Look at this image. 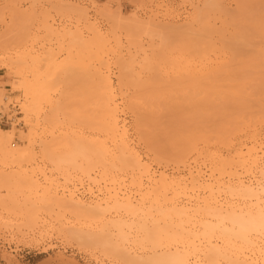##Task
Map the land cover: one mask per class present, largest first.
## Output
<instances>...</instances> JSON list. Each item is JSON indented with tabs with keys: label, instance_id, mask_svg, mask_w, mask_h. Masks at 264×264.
<instances>
[{
	"label": "bare ground",
	"instance_id": "bare-ground-1",
	"mask_svg": "<svg viewBox=\"0 0 264 264\" xmlns=\"http://www.w3.org/2000/svg\"><path fill=\"white\" fill-rule=\"evenodd\" d=\"M71 5L69 4V7H66L68 13L76 14V23L78 25L80 22L86 25H83L84 32L76 25V32L67 30L64 34H61L71 39L72 43L70 42L69 46L74 45L76 42V66H74V61H69V59V64L64 60V63L62 62L63 65L59 63L60 66H58L56 63L57 67L53 66L56 58L51 53L52 50L51 52L48 50V53L45 51L47 54L45 57H48L47 60L44 59V56H41L44 58H40L39 56H26L28 53L16 54V52L14 57L9 55L4 57V55H7L5 54L7 52H4L8 48L6 43L11 41H9V38H6L5 42L0 39V50L4 53L0 57V70H6L9 74L15 71L17 76L14 77L19 76L22 78L18 86L13 89L14 92L22 91L25 97V103H22L21 107L23 111L21 112L28 118L34 117H32L34 120L32 125L28 123V120H25L31 126L29 125V129L25 132L22 146L13 144L15 134L12 129L4 130L0 128V164L6 163L7 165L10 162L12 164L10 166H17L18 168L24 163L26 165L32 164L35 155L34 146L37 139H39L37 146H39L41 157L44 160L46 159L45 161L49 166L55 168V172L62 173V176L65 174L64 180L67 182H69L68 177L70 175L67 176L66 174L68 173L66 171L70 168L73 172L75 170L80 173L86 181L92 183L95 187L100 186V181L109 182V186L114 187L124 180L126 181L127 179H124V177L129 175L130 186L132 188H140V190L143 189L144 191L142 193L135 192L134 194L137 195L139 193L140 195V198L138 196L139 199H136L132 194H128L129 192L127 194L123 192V194L120 193V189L116 191L115 187L105 188L106 195L104 198L95 201L91 199L92 201L87 202L77 196L75 198L71 194L60 196L54 193L55 191L52 192L50 187L52 188L56 181L51 178V173L50 177H48L44 171L42 172L44 174L39 171V174L44 179V184H46V186H42L34 175L27 174V171H30L27 168V171H24V169L21 173L19 172L20 174L17 173L18 175L14 174V172L5 174L0 170L1 186L2 184L4 187V184L11 185V183H14L13 185H17V187L21 186V189L25 188L30 193L28 196L35 198L31 202L29 210L33 212L41 209L48 211L52 208L55 211L57 210V213H59L58 217H60V213L63 215L61 220L68 216V218H72L75 221L73 222L75 224L71 225V227L69 226V228L58 229L63 233L60 235H63L67 241L89 249H100L105 255L111 254L110 257L113 254L116 259H120L124 264H264V203H262L264 181L262 182L259 179L261 177L264 178V135L257 129V126L264 122V50L258 53L260 55L259 58H261L259 62L255 58L257 57L256 53L253 54L255 56L252 58V61L256 60L254 62L248 60L249 57L246 58L247 56L244 58L242 54V59L245 60H239L240 56L238 58L235 56L236 59L233 57V53L238 51L237 49L231 52V58H223L230 49L225 47L223 50L224 45L221 47L219 45L223 42L227 44V38L221 31L222 29L215 27L216 21L215 23L212 22L215 17L209 20L212 12L217 9L220 11L221 9L218 0H204L203 8L201 9L196 6L197 12L195 16L184 26L163 27L149 21L144 22L137 19L122 22L121 16L117 14L118 16H115L113 20L118 26H121V24L125 26V42L120 39V36L116 35L114 29L116 28L117 31L118 26L113 27L110 35L104 34L92 23L88 22L86 9L75 8V6L73 7L74 4L71 7ZM61 7L64 8L62 5ZM57 12L59 11L57 10ZM262 13L264 16V11ZM102 14L100 11V15ZM104 14L102 17L105 16L107 18V13L104 12ZM212 14L215 16L216 13ZM227 15L225 14V16ZM259 18L258 20L262 19ZM236 20L235 24L237 23ZM242 22H244V19ZM259 22L256 23L258 24L256 27L262 28H258V33H256V28L253 29L255 31L251 32L256 35L259 33L264 35V21L261 22L262 24ZM246 25H249V23H246ZM242 26L243 28L241 26L238 28V25L235 26L238 29H233L232 27V44H234V47H236V43V45H239L238 43L241 42L240 48L237 46L240 49L238 52H241L243 47H246L242 43L247 40L244 41V45L251 47H248V49L257 48V45L260 44H253L256 47L250 45L252 43V41L249 42L251 40L249 39L251 36L248 34L250 29L244 30L245 25L242 24ZM133 27L138 38L141 36L139 31L142 35L143 33L145 34L148 39L147 43L144 41L146 46L141 44V40H137V37L133 35ZM85 32L88 34H86L87 36H85ZM251 32L249 31V33ZM22 37L26 38V36ZM247 37L248 39H246ZM256 37L259 39L261 35ZM26 39L25 42H27ZM16 40L18 42L23 40L24 42V39L19 40L18 37ZM133 41L136 43L134 42V44ZM131 45H134V47L132 48ZM135 45L138 46L136 47ZM66 46L68 45L66 44ZM229 47L231 46L229 45ZM258 49L259 47L255 50ZM221 50L227 52L223 54ZM67 53L70 52L67 51ZM58 56L60 55L58 54ZM226 57L228 56L226 55ZM45 60L50 62L47 66ZM72 62L73 64H71ZM71 66L74 67L71 68ZM74 68H76V137L69 138L66 137L67 134L66 136L64 134L63 138L56 136V138H51L52 133L49 140L40 139V137L38 138L40 128L44 127L46 129V126L53 125L56 129L55 124H58V114H62L58 111L60 107L64 113L62 118L66 117V123H68V118L69 122L73 123L71 121L73 115L71 118L69 116L70 113L68 114V110L65 109L68 108L70 101L68 92H65L67 90H61L62 93L59 94L61 98L56 100H52L50 94L62 86L67 87L69 85V76H73V74L69 73ZM113 70H116L117 77L114 76ZM47 71H49L48 74L46 73ZM26 74L31 75V79H28ZM113 78H116V82ZM173 91L185 93L186 91H197L200 94L201 92H223V94H225L224 92H230L228 93L229 95H226H228V98L231 97L230 99L232 100V120L228 122L232 123V134H230L232 142H227V144L230 143V146L232 145L231 158H225L216 150L209 149L211 147L209 139L211 138L208 139L207 136L198 135L196 137L186 134L187 136L181 135L178 137L180 133L173 135L170 132L173 133L175 130H167V133L173 137L168 135V138L164 139L165 134L163 132L166 131V127L164 131L163 129L160 131V134L161 132L164 134V140L161 135H158L159 131L156 135V137L161 136V139L159 138L158 141L155 138L158 144L152 150L154 154L153 158H150L151 160H142L139 154L134 151L133 147H131L129 129L124 120H122L121 115L125 110L129 112L135 111L134 126H140L142 120L147 118H152V121L156 119L155 121H157L161 116L159 115V109L158 111L155 110L160 101L162 103V100L160 99L161 97L156 96L164 95V93L168 95L170 92L173 93ZM136 94L144 95L145 100L142 99L140 101L141 98H138ZM133 95L137 96V98ZM148 101L156 102L149 103L150 105L147 104L146 106L145 102L148 103ZM140 102H144L145 107ZM137 104L143 107L142 109L146 112V115L138 112L142 109ZM168 105L171 106L170 104ZM167 106H164L166 109L162 106V109L166 111ZM172 106L175 109L173 108L174 110L170 111ZM172 106L166 112L170 111L172 113L175 111V114L168 115V121L176 124V126H180L186 120L189 122V118L193 119L195 117H190L189 114L184 116L185 113L182 115L183 113L179 111L181 106L173 104ZM46 107L49 110L44 114V108ZM159 107L161 108V104ZM176 109H178L177 113ZM201 109L203 110V108ZM157 112H159L158 116H155ZM135 113H132V115L135 116ZM197 113L194 115H197ZM216 113L214 112V114ZM199 117L197 118L199 119ZM210 118L212 117L207 118L208 121H206L209 122ZM223 119L224 121L227 120ZM215 120L213 119L212 122ZM61 121L65 123L64 119L59 122L61 123ZM202 121L204 122V119ZM158 122H156L157 125H161ZM192 122L194 123L195 121L192 120ZM157 125L156 127H158ZM196 125L194 126L197 128L199 123L197 122ZM176 126L174 125L175 128ZM200 126L205 125L201 124ZM137 127L134 132L142 130ZM220 127L216 129V132L219 133L220 131L221 133L223 131L219 129H224V127ZM226 129L224 131H228ZM176 130L178 132L179 130L181 131V129ZM197 130L199 131V129ZM197 130L195 132L198 133ZM42 132L45 133L44 131ZM47 133H50V131ZM214 139L213 141H215ZM220 139V137L219 139L216 137L218 144L222 140ZM227 139H225V142ZM142 141L140 140V142ZM213 141L211 142L212 144ZM198 143L207 147L206 152L204 150V152L199 151L197 148ZM149 146L150 149L152 145L149 144ZM225 148L228 149L227 145ZM58 150L60 153H58ZM203 153L204 155L201 157ZM199 160H203L201 165H205V167L203 166L205 171L198 167ZM166 162L183 165L186 170L168 174L166 170L156 173L152 169V164L155 163L159 167ZM166 165L168 164L166 163ZM183 166L181 167L183 168ZM95 173L99 174L98 178L92 177ZM142 178H145L146 183L144 181L142 183ZM118 188L120 187L118 186ZM87 194L90 197L97 198L101 193L99 189V193L95 194L92 188L89 187ZM3 198L0 200V205L5 209L7 201ZM5 212L10 213L8 209H5ZM27 213L26 215L29 219L26 216L24 217L28 220V228L38 227L36 223L37 217L34 216L36 214ZM30 215L34 218L30 217ZM94 225H97V227L92 230L90 227ZM129 243L135 244V246H137L136 244L148 243V245H153V249L150 248L152 251L142 256L138 252L139 256L135 252L136 250L134 252L131 251V248L128 247ZM143 248L145 249V247ZM71 262L69 261V264Z\"/></svg>",
	"mask_w": 264,
	"mask_h": 264
},
{
	"label": "rangeland",
	"instance_id": "rangeland-1",
	"mask_svg": "<svg viewBox=\"0 0 264 264\" xmlns=\"http://www.w3.org/2000/svg\"><path fill=\"white\" fill-rule=\"evenodd\" d=\"M203 2H204V0H190V1L189 0H119V1L118 0H0V39H3V41L5 42L6 38L7 39L9 38V41H11V42L6 43L8 48H6L7 50L4 52H7V53H5L7 55H4V53L0 50V57L3 55H4V57H6L8 55L14 57V56H16V54H19V53H26V54L28 53L26 56L30 55V56H39L40 58H44L47 55L46 52L48 50L51 52V50H52L51 53L54 54V58H56V59H54L55 64L53 66L57 67V64H58V66H60L59 63H61V65H63L64 60L66 62H68V59H69V61H74V63H75L74 66H76V42L74 43V45L72 44L71 46H69L70 45L69 43L70 42L72 43L71 39L61 35V34H64V32L67 30H71L73 32H76V25H78V23H76L77 22L76 14L75 13L69 14L68 9H66V7H69V4L70 5L74 4L73 7L75 6V8L80 7L82 9H86L87 12L85 10L84 11L87 13L88 22L92 23L96 28H98L104 34L110 35L111 34L110 32H111V30H113V27L118 26L113 20V18H115V16H118V15L121 16L122 22H128V21H132L133 19L134 20L137 19L138 21H144V22L149 21L155 25H160L163 27H166V26H184L187 24V22L188 23L190 22V19H192L193 16H195V13L197 12L198 7H199V9L203 8L202 7ZM218 2L220 4L221 9H220V11H219V9H217L215 12H212V13H216V14L214 16V14L211 13V16H210L211 18L209 20H211L215 17V20H213L212 22L215 23V21H216L215 27L220 28V30L222 29L221 31L224 33V35L227 38V39L225 38L227 40V44H226V42H223L224 44L223 43L220 44L219 47L224 45L223 50L225 49V47H227V49H230V51L229 50H228V52L226 51L227 53L223 52V50H221L223 54L226 53L225 57H223V55H221V56L223 58L228 59V58L232 57L231 52L235 51V49H237L239 51L240 50L239 48L241 46L240 45L241 42L238 43L240 46L236 45L237 44L236 43L235 44L236 47H234V44H232V27H233V29H238V28H240L239 26H241V28H243V26H242V24H243V25H245L244 27L246 28V29L244 28V30L250 29L249 31L253 32V31H255L253 29L256 28L257 29L256 33H258L257 32L258 28H262V27L258 26V28H257L256 25H258V24H256V23H258L260 20H261V22L264 21V16L262 15L263 14L262 11H264V9H262V8H264V0H239V1H236V0H218ZM236 2H238V3L241 2V3L238 4ZM64 3H66L68 5L66 6V4H64ZM61 5L64 6V8H62ZM72 5H71V7H72ZM55 6H57V7H55ZM196 6H197V8L195 9ZM221 6H223L224 8ZM242 7H243V9H242ZM107 9H109V10H107ZM261 9H262V11H260ZM57 10L59 12H57ZM99 10L101 11V13H103L102 15H105L104 12L107 13L106 14L107 18L105 16L102 17V15H100ZM217 11H219L220 13L222 12V13L220 14ZM225 14L226 15L228 14L227 15L228 17L225 16ZM111 16H112V18L110 19ZM232 17L235 20L237 19L236 24H235V20ZM259 17L262 19H260ZM258 18L260 20H258ZM243 19H244V22H242ZM250 22H252V24H250ZM261 22H259V23L262 24ZM246 23L247 24L249 23V25H246ZM123 24H125V23H123ZM232 24L233 25L235 24V25L233 26ZM83 25L86 26L83 22H80V24L78 25V28L84 32V26ZM224 25H225V27H224ZM237 25H238V28L237 27L235 28V26H237ZM263 25H264V22H263ZM226 26L228 29L226 28ZM118 27H117V31H116V28L114 29L116 32V35L120 36V39L123 42H125L126 41L124 39L125 38L124 37V35H125L124 34V29H125L124 27L125 26L121 24V26L119 28ZM132 29H133V35H135L137 37V40H141V44H144V41L145 42L148 41V39L145 37L144 33L142 35L141 32L139 31V34L141 36L138 38V36L136 35V32H135V28L133 27ZM249 31H248V34H249V36L252 37V38L251 37L249 38V39H251V40H249V42L252 41V43L250 45L260 44V45H257V48L259 47V49L258 50H255L257 48H254L252 50L248 49L249 46L244 45V41H247V40H244L242 45L246 46V47L242 46L243 49L241 48L242 49L241 52L242 51H244V52L241 53V52L236 51L237 53L234 52L233 57L236 56L238 58L240 56L241 58H238V59L241 60L243 56H244V58L247 56L246 58L249 57L248 60L252 61L253 60L252 58H254V56H255L253 54L256 53L257 57H255V58H256L257 62H259V61H261L260 60L261 58H259L260 55H258V53H259V51L264 50L263 49L264 48V39H263L264 35H262V33L258 34V35H261V38L263 39V41H262V39L259 38V39H261L259 41V39L256 37L258 35L252 34V32L249 33ZM259 31H261V30L259 29ZM134 32H135V34H134ZM84 34H85V36L88 35L86 32ZM250 34H252V35H250ZM22 36H26L27 39L23 38ZM61 36H62V38H60ZM17 37L19 40L24 39V42H23V40H22L23 43L21 41H19V42H21V44H19V42L16 40ZM19 37L20 38L22 37V38L20 39ZM254 38H256V39H254ZM25 39L27 42H25ZM134 39L136 40V38H134ZM228 39H231V40H228ZM246 39H248V37ZM3 41H1V42H3ZM134 42L135 41H133V43ZM14 43H18V44L14 45ZM146 43L144 44L145 46H146ZM58 44L63 46L62 47L63 50H62L61 46H59ZM66 44L68 46H66ZM130 44H132V42H130ZM246 44H248V43H246ZM6 45H5V47H6ZM229 45L231 47H229ZM237 46H239V48ZM253 46H252V48H253ZM133 47H134V45L132 46V48ZM232 47H233V50H232ZM254 47H256V46H254ZM260 47H262V49H260ZM65 48H66V50H65ZM244 48H246V50H244ZM249 48H251V47H249ZM42 50H43V52H42ZM253 50H255V51H253ZM53 51H54V53H53ZM59 51L61 54L58 53ZM67 51L70 53H67ZM15 52H16V54H15ZM238 53H240V54H238ZM58 54L60 56H58ZM228 54L229 55L231 54V55L229 56ZM241 54L243 56H241ZM226 55L228 57H226ZM41 56H44V57H41ZM44 59L47 60L48 57L47 58L45 57ZM46 60H45V62H47ZM242 60H245V59H242ZM256 60H254V61H256ZM254 61H252V62H254ZM49 63L50 62L45 63L46 66ZM69 63L70 62H68V64ZM45 64H44V66H45ZM71 64H73V62ZM56 67H54V68H56ZM73 67L71 66V68H73ZM75 69L76 68H74L73 71H75ZM49 71L51 72L50 69H49ZM49 71H47L46 73L48 74ZM73 71L69 73V74H73V76H71V75L69 76L70 82L68 84L70 86L69 85L67 87L62 86L58 90L54 91V93L52 92L50 94L52 100H56L58 98H61L59 94L62 93V91L67 90L65 92H68V94L70 96L69 100L71 102L69 101L70 104L68 103V106H67L68 108H65V109L68 110V114L70 113L69 116L71 118L73 115V118L72 119L70 118L73 123L69 122V118L67 119L69 125H68V123H66L67 122V121H65L66 117L62 118V116H64L63 115L64 113L61 111V109H60L61 107H60L58 111L60 112V114L61 113L62 114L59 115L57 112L58 117H59L58 118V124H57L58 127L55 124L56 129L54 128L53 125L46 126L45 127L46 129H44V127L42 129L40 128L38 131V138L40 137V139L45 138V139L49 140L52 133H53V135L51 136V138L52 137L63 138L64 134H65V136L67 134L66 137H69V138H73V137L75 138L76 137V123H75L76 122V71L75 72H73ZM58 73H59V71H58ZM113 73H114V76H116V77L118 76L116 70H113ZM26 75L28 76L27 77L28 79H31V75H29V74H26ZM14 76H17V75H15V71L12 74H9L6 70H0V91H1L0 92V104H2L3 99L6 100V105L9 104L10 102L16 101L19 104L21 111H23V108H21L22 103H25V100H24L25 97L22 94L23 92L22 91L14 92V89H13L14 87L18 86V84H19L20 80H22V78L19 76L18 77H14ZM61 76H63V75H61ZM113 80L116 82V78H113ZM64 88H66V89H64ZM224 93L225 94H223V92L222 93L221 92H210V93L201 92V94H200V92L197 93V91L196 92L186 91V93L180 92V91H176V92L173 91V93L170 92V94H168L169 96L165 95V93H164V95L163 94L157 95L156 97H161L160 99L162 100V103L160 101L158 106H156L157 108L155 111H158V109H159V112H160L159 115L161 116V118H160L161 121H159L160 119H158V117H157V119H158L157 121H155L156 119L155 120L153 119L154 121H152V118L150 117L151 119L147 118L145 120H142L141 124L136 122L137 124H140V126L137 125L139 128L137 126H134L135 125L134 120L136 119L135 111L133 110L134 112H132L131 109H129L131 112L125 110L123 112V114L121 115V118H122V120H124L127 128L129 129L131 147H133L134 151L139 154V156L141 157L142 160L146 161L147 159L151 160L153 158L154 151H152V150H154L157 146L156 144H158L156 142L157 140H155V138L158 139V141H159V138L161 139V136H162V139L164 136H165L164 139H167L168 135H169V137H173V136H171V134L174 135L175 133H180L178 137H180L181 135L187 136L186 134H188V135L191 134V135L196 136V137H198V135H202L203 137L207 136L208 139L211 138V139H209L210 140L209 144L211 146L209 149L216 150L217 152L222 154L223 157H225V158L226 157L231 158V156H232V145L230 146V143L227 144V142H229V141L232 142L231 141L232 137L230 136V134H232L231 133L232 123H228L229 121L231 122V120H232V100L230 99L231 97L228 98V95H229L228 93H230V92H224ZM226 94H228V95H226ZM136 95L138 96V98L139 97L141 98L140 101H142V99L145 100L144 95H141L142 97L140 96V94L139 95L136 94ZM131 96H132V94H131ZM133 96L135 97V95H133ZM137 96L135 98H137ZM165 96H167L166 99H165ZM163 98H164V101H163ZM156 99H154V100H156ZM158 100H159V98H158ZM137 101H138V99H137ZM149 101H148V103H146L147 101L145 102L146 106H147V104L150 105L149 103L152 104V102L154 103L157 100L151 101V102H149ZM140 103H141V105L143 104L142 105L143 107H145L144 102H140ZM160 104H161V108L159 107ZM168 104H170L171 106H172V104L179 106V107L181 106L180 107L181 110L179 108V111H181L183 113L182 115H184V113H185L184 116L189 114L190 117H192V116H195V117H193V119H192V118H189V116H188L189 119L188 118L187 119L189 122H187V120H186L185 123L182 122L180 124V126H182V127H180L178 125L176 126V124L170 123V121H168V119H169L168 115L175 114V111H173L172 113L170 112V111L175 109L173 106H172V108H170L171 110L168 113L166 112V111H168L169 107H171ZM65 105H67V104H65ZM155 105H157V104H155ZM162 106L164 109H166L164 106H167V110L166 111L163 110ZM198 106H200V107L198 108ZM143 107L139 106V108H141V109ZM47 108L48 107L44 108L45 109L44 114H46L48 112L49 108L48 109ZM201 108H203V110ZM205 108H206V110H205ZM138 109H136V111H138ZM141 109H139V110H141ZM66 110H64V111L67 112ZM162 110H163V112H161ZM177 110L178 109H176V113H177ZM200 111H201V113H200ZM138 112L143 113V114L146 113L143 109L141 111H138ZM159 112H157L155 116H158ZM196 112H198L197 115H194V114H196ZM214 112H217L219 114H217V113L214 114ZM132 113H135L134 114L135 116H133ZM22 115H23L22 120L25 123V126L23 128H20L18 126L17 127L14 126L12 128L0 127L4 130H11L12 129V131H14L15 138H14L13 144L15 146H22V141H23L25 134H26L25 132L34 123V120H33L34 117L33 116H32L33 118L29 117V118H31V119H29L28 116H26L24 113H22ZM215 115H216V117H215ZM217 115H218V117H217ZM221 116H222V118H221ZM197 117H199V119ZM209 117H212L214 120L215 119L216 120L214 122H212L213 119L210 118L209 122H207L208 121L207 118H209ZM223 118H225L227 120L224 121ZM62 119H64L65 123L62 121H61V123L59 122ZM191 119L193 121H195L196 123L198 122L199 125L202 124L205 126L199 127V125H198V127L196 128L195 127V126H197L196 123L195 122L193 123ZM203 119H204V122L202 121ZM25 120H28V123H31V125L29 124L30 125L29 126L28 123L25 122ZM165 120H166V122H165ZM29 121H31V122H29ZM144 121L145 122L147 121V122L145 123ZM201 121H202V123H200ZM226 121H227V123H226ZM156 122L160 123L161 125L158 126ZM186 123H187V125H186ZM188 123H189V126H188ZM155 124L158 127H156ZM260 124L261 125L257 126V129L260 131V133L262 135H264V122H263V124L262 123H260ZM153 125H155V126H153ZM174 125L176 126V128L174 127ZM190 125H192V126H190ZM171 126L174 127L175 129L174 128L171 129L172 128ZM220 126H223L224 129L227 128L226 130H228V131H224V129L222 128V129H219V130H223V131H221V133H220V131H219V133L216 132L217 131L216 129L218 127L221 128ZM136 127L138 129H142L144 132H140L142 130L134 132ZM165 127H166V131H164ZM191 127H192V129H191ZM51 128H52L53 132L51 131ZM162 129H163V131H164L163 133L165 135L162 134V132L160 134V131H162ZM176 129H178V130L181 129V131L179 130V132H178ZM197 129H199V131ZM167 130H171V131L175 130V131L173 133L170 132L171 134H169V133H167ZM196 130L198 131L199 134L197 132H195ZM42 131H44L45 133H43ZM49 131H50V133H47ZM158 131H159V133H158ZM141 133H143V134H141ZM157 133H158V135H161V136L156 137ZM212 133H214V134H212ZM222 135H223V137H221ZM224 135H226V136H224ZM212 136H216L218 139L220 137L223 140L222 141L220 139L221 142L222 143L224 142V143L222 144L220 142L219 143L220 145H219L217 140H216V137H214L215 138L214 139ZM227 136H228V139H227ZM140 138H142L143 141ZM213 139L215 141H213ZM225 139H227L226 142H225ZM140 140L142 142H140ZM211 140L213 141V144L211 143L212 142ZM143 142L145 145L143 144ZM214 142H216V143H214ZM38 144H39V139H37L36 144L34 146V152H35L36 156L34 155L35 160L33 158L32 164L26 165V163H24V164H22L23 167L21 166L18 168L17 166H14V165H13L14 167L10 166V165H12V164H10V162H8L7 165H6V163H4V164L1 163L0 164V170L5 174L10 173V172L11 173L14 172V174H17L19 172L21 173V171H23L24 169H25L24 171L30 170V171H27L28 172L27 174L28 175H34L36 177V179H38V181L40 182V184L42 186H46V184H44V179L41 175V174L45 173V175H47L48 177L51 176V178L55 179V181H56L52 185V188L50 187V190L52 192L55 191L54 193H57L60 196L71 194L75 198L77 196V197H79V198H81L87 202L92 201V200L95 201L97 199L104 198L106 195V189L111 188V187L112 188L115 187L116 191H118V189H120L119 190V191H121L120 193L124 192L125 194H127L129 192L128 194H132L133 196H135L136 199H139L140 195H139V193L137 195L134 193L135 192L136 193L137 192L142 193V191H144L143 189L140 190V188H132L130 186L129 175H128V177L127 176L124 177V179H127L126 181L124 180L122 183L115 185L114 187L109 186V182H102V181H100V186L95 187V186H93L92 183L86 181L83 178V176H81L80 173L76 172L75 170L73 172V170L70 168H68L69 170L66 168L68 170V171H66L68 173L66 175L67 176L70 175L68 177L69 182H67L64 180L65 174H63V176H62V173L55 172L56 171V170H54L55 168H52L51 166H49V164L45 161L46 159L44 160V158L41 157V155H40L41 153H40L39 148H38L39 146H37ZM149 144L152 145L151 146L152 149L150 148L151 150L149 149V147H150ZM223 145H225V146H223ZM226 145H227L228 149L225 148ZM213 146H214V148H213ZM197 148L199 149V151H202V152H204V151L206 152V149H207V147H205L201 143H198ZM58 153H60L59 150H58ZM203 155H204V153L201 155V157ZM41 160H42V162H41ZM202 161L199 160L198 167H200L203 171H205V169H204L205 165H201ZM166 163L168 165H166ZM166 163L161 164L162 166H159V167H158V165H156L154 163V164H152V167H153L152 169L154 171H156V173H159L160 171L166 170V173L168 172V174H171L172 172L174 173V172H178V171L181 172V171L186 170L183 165H181V166H183V168H182L180 166V164H174L172 162H170V164L168 162H166ZM205 163H203V164H205ZM164 164H165V166H164ZM26 168H27V170H26ZM39 171H41L40 172L41 174H39ZM43 171H44V173H42ZM31 172L32 173L35 172V173L32 174ZM50 173H51V175H50ZM52 173L54 176L52 175ZM92 177L98 178L99 174L95 173V175H92ZM144 179L145 178H142V183H143V181H144V183H146V181ZM259 179L262 182L264 181V178H262V177ZM79 182L82 184L81 186H80ZM13 184L14 183H11V185L10 184H8V185L4 184V187H3V184H2V186L0 184V200L3 197H4L3 199H6L7 206L5 207V209H8V211L11 213V214L9 213L10 214L9 215L7 212H5L4 207H1V205H0V264H43V263L44 264H59V263L62 264L63 262H65L63 264H67V262L69 264V261L70 262L72 261L71 262L72 264H100L101 262H102L101 264H124V262H122L120 259H118V258L116 259V257L113 256V254H112V257H110L111 254L105 255V253L103 251L101 252L100 249L99 250L98 249L94 250L93 248L89 249V248L84 247V246H77L76 243H74V242L67 241L63 237V235H60L62 232L58 229H61L63 227L69 228V226L71 227V225L75 224V223H73L75 221H73L72 218L71 219L68 218V216L65 217L64 219L62 218V220H61V217H63V215L60 213V217H58L59 213H57V210L55 211L52 208H50L51 211H49L50 209L48 210L50 215H49L48 211H46V210L44 211L42 209L39 210L40 212L39 211L33 212V211L29 210L30 204L32 201L35 200V198L33 199L32 198L33 196H28V195H30V193L25 188H24L25 189L24 190V189H21L22 188L21 186L17 187V185H13ZM118 186L120 188H118ZM89 187L92 188V191L95 192V194L96 193L98 194L99 189H100L101 194H99V196L97 198L90 197V195L87 194ZM17 188L19 189V191ZM142 188H144V186H142ZM8 189H10V190L8 191ZM56 190H57V192H56ZM40 192H41V190H40ZM138 196H139V198H138ZM30 198H31V200H30ZM262 200H263V202H262ZM262 200H261V202L264 203V198ZM8 202H9V204H8ZM10 209H13V210L10 211ZM52 211H53V213H52ZM27 212H29V213L31 212V214L32 213L36 214L34 216L37 217L36 223H37L38 227L35 228V226H34L35 229L34 228H32V229L28 228V224H27L28 220H26V218L28 217ZM26 213H27V215H26ZM24 216H26V218ZM30 217H33V216L30 215ZM57 218H59L60 220ZM27 219H29V217ZM56 220H57V222H56ZM66 221H67V223H66ZM26 225H27V227H25ZM74 227H76V226H74ZM77 227H79V226H77ZM82 227H84V226H82ZM96 227H97V225H94V226H91L90 228L92 230H95ZM58 231H59V233H58ZM34 241H36V242H34ZM143 244L142 245L136 244L137 246H135V244H133L134 245L133 246L132 243H129L130 246L128 245V247L131 248V251H133V252L136 250L135 252L137 254L139 252V254L142 256L145 253L152 251V249H153V245L149 244L150 245L149 246L148 243H143ZM140 245H141V247H140ZM145 245H147V246H145ZM143 247H145V249ZM65 248H70V249L76 250V255L74 254V251L71 253L69 252V250L67 252H65ZM136 248H138V249H136ZM150 248H152V249H150ZM96 250H97V252H96ZM59 259L61 260V262H59L60 261Z\"/></svg>",
	"mask_w": 264,
	"mask_h": 264
},
{
	"label": "built area",
	"instance_id": "built-area-1",
	"mask_svg": "<svg viewBox=\"0 0 264 264\" xmlns=\"http://www.w3.org/2000/svg\"><path fill=\"white\" fill-rule=\"evenodd\" d=\"M22 112L20 106L17 102H10L6 105V100H2V104H0V127L12 128L14 126H18L23 128L25 126L24 121L22 120ZM73 252L76 255V250L65 248V252Z\"/></svg>",
	"mask_w": 264,
	"mask_h": 264
}]
</instances>
